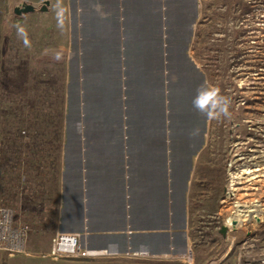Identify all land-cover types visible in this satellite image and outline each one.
<instances>
[{
    "label": "crops",
    "instance_id": "0c3cea01",
    "mask_svg": "<svg viewBox=\"0 0 264 264\" xmlns=\"http://www.w3.org/2000/svg\"><path fill=\"white\" fill-rule=\"evenodd\" d=\"M44 1L46 8L59 5L64 27L55 22V35L69 41L67 56L54 66L62 75L56 100L28 117L34 142L47 152L42 160L14 156L11 141L24 117L13 137H0V193L22 202L16 219L31 230L27 249L51 248L61 232L102 252L107 264H258L264 246L236 248L245 239L228 241L226 233L223 252L186 256L191 217L203 199L197 171L206 117L192 99L205 80L189 55L197 0H41L40 6ZM25 3L34 7L26 14L35 13Z\"/></svg>",
    "mask_w": 264,
    "mask_h": 264
},
{
    "label": "rangeland",
    "instance_id": "374dc122",
    "mask_svg": "<svg viewBox=\"0 0 264 264\" xmlns=\"http://www.w3.org/2000/svg\"><path fill=\"white\" fill-rule=\"evenodd\" d=\"M25 2L34 4L35 13L15 14L14 8ZM40 2L0 0V137H13L22 117L29 127L28 117L47 109V102L58 96L62 75L53 57L59 52L65 58L69 41L55 35L59 7L52 4L40 13ZM197 12L189 55L205 82L232 99L233 112L230 120L206 118L198 154L197 175L203 176L198 196L203 199L191 217L193 246L187 253L197 250L209 257L227 244L219 232L222 226L228 241L233 235L245 239L236 248L264 246V0H197ZM16 25L28 31L30 47L17 38ZM4 153L9 157L10 149ZM6 199L18 216L22 202ZM249 234L258 239V246L251 245ZM52 239L47 250L26 247L27 254H2L0 264H24V255L61 264H107L100 258H52L55 235Z\"/></svg>",
    "mask_w": 264,
    "mask_h": 264
},
{
    "label": "built area",
    "instance_id": "2783aa9c",
    "mask_svg": "<svg viewBox=\"0 0 264 264\" xmlns=\"http://www.w3.org/2000/svg\"><path fill=\"white\" fill-rule=\"evenodd\" d=\"M7 197V196H6ZM6 197H0V253L9 255L27 254L26 238L30 228L16 219L12 207L7 203ZM102 252L84 248L80 239L73 233L55 234L52 258H99ZM189 259L191 253H187ZM258 264H264V258L260 257Z\"/></svg>",
    "mask_w": 264,
    "mask_h": 264
},
{
    "label": "clouds",
    "instance_id": "9594fccd",
    "mask_svg": "<svg viewBox=\"0 0 264 264\" xmlns=\"http://www.w3.org/2000/svg\"><path fill=\"white\" fill-rule=\"evenodd\" d=\"M59 7V5H58ZM99 7V6H97ZM57 28L63 30L64 21L62 10L57 11ZM16 35L22 41L25 47H30L29 34L25 27L16 25ZM56 61H60L62 56L57 52L54 57ZM193 109L200 115L210 120L232 119L233 112L231 111L232 99L223 94L221 89L213 84L205 82L201 84L196 95L192 99ZM198 129L193 132V135L198 134Z\"/></svg>",
    "mask_w": 264,
    "mask_h": 264
},
{
    "label": "trees",
    "instance_id": "16d2710c",
    "mask_svg": "<svg viewBox=\"0 0 264 264\" xmlns=\"http://www.w3.org/2000/svg\"><path fill=\"white\" fill-rule=\"evenodd\" d=\"M17 131H19L18 139H15L17 142L14 139L11 141L14 146V156L21 160H42L47 150L34 142V134L30 132L29 127H21Z\"/></svg>",
    "mask_w": 264,
    "mask_h": 264
},
{
    "label": "water",
    "instance_id": "95a60500",
    "mask_svg": "<svg viewBox=\"0 0 264 264\" xmlns=\"http://www.w3.org/2000/svg\"><path fill=\"white\" fill-rule=\"evenodd\" d=\"M48 4L47 1H44L40 7V11H46V5ZM34 10V7L29 5V4H26V3H22L20 6L18 7H15L13 12L15 14H26L28 12H32ZM226 231V228L224 226H222L219 230V232L221 234L224 235V232Z\"/></svg>",
    "mask_w": 264,
    "mask_h": 264
},
{
    "label": "bare ground",
    "instance_id": "6f19581e",
    "mask_svg": "<svg viewBox=\"0 0 264 264\" xmlns=\"http://www.w3.org/2000/svg\"><path fill=\"white\" fill-rule=\"evenodd\" d=\"M247 171V170H246ZM249 171V170H248ZM252 208V207H251ZM259 210V209H258ZM264 210V209H263ZM250 212V211H249ZM251 212H253V210H251ZM255 212V211H254ZM260 213V212H259ZM255 214H257V213H255ZM235 216V215H234ZM232 220V219H231ZM227 222V221H226ZM226 225V224H225Z\"/></svg>",
    "mask_w": 264,
    "mask_h": 264
}]
</instances>
